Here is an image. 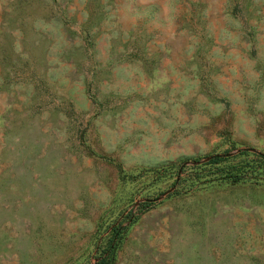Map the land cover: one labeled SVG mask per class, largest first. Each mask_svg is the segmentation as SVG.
Instances as JSON below:
<instances>
[{"label": "rangeland", "instance_id": "rangeland-1", "mask_svg": "<svg viewBox=\"0 0 264 264\" xmlns=\"http://www.w3.org/2000/svg\"><path fill=\"white\" fill-rule=\"evenodd\" d=\"M256 153L264 0H0V264H264V179L189 178Z\"/></svg>", "mask_w": 264, "mask_h": 264}, {"label": "trees", "instance_id": "trees-1", "mask_svg": "<svg viewBox=\"0 0 264 264\" xmlns=\"http://www.w3.org/2000/svg\"><path fill=\"white\" fill-rule=\"evenodd\" d=\"M241 152H245L240 151ZM224 156H219L213 154L208 157L205 161L200 162L195 165L196 168L193 173L189 175L191 182H194L199 177H202L203 182H213L219 180L227 181H238L247 180L253 178L254 180L264 179V154L256 153L255 156L245 155L243 157H238L233 162L226 165H218L217 163ZM200 164H204L202 167ZM207 164V166H205ZM124 226L114 227L112 229V234L107 238L105 249L103 253L99 255V259L95 264H104L105 262L112 259L113 247L119 236L120 231Z\"/></svg>", "mask_w": 264, "mask_h": 264}, {"label": "water", "instance_id": "water-1", "mask_svg": "<svg viewBox=\"0 0 264 264\" xmlns=\"http://www.w3.org/2000/svg\"><path fill=\"white\" fill-rule=\"evenodd\" d=\"M218 155V154H217Z\"/></svg>", "mask_w": 264, "mask_h": 264}]
</instances>
